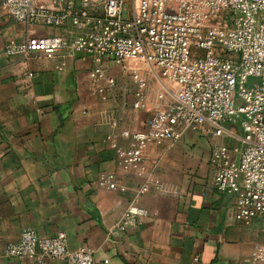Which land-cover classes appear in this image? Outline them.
<instances>
[{"label":"crops","instance_id":"0c3cea01","mask_svg":"<svg viewBox=\"0 0 264 264\" xmlns=\"http://www.w3.org/2000/svg\"><path fill=\"white\" fill-rule=\"evenodd\" d=\"M62 32L14 21L0 0V264H40L4 254L27 227L65 233L68 248L93 250V264H258L250 253L264 243V224L236 222V196L213 186L210 152L228 138L188 129L177 141L148 145L137 175L118 164V149L129 148L155 104L134 112L113 92L102 101L93 58L83 53L4 51L9 40ZM101 173L113 175L115 190L100 184ZM132 206L149 215L119 226Z\"/></svg>","mask_w":264,"mask_h":264},{"label":"built area","instance_id":"2783aa9c","mask_svg":"<svg viewBox=\"0 0 264 264\" xmlns=\"http://www.w3.org/2000/svg\"><path fill=\"white\" fill-rule=\"evenodd\" d=\"M16 22L63 29L62 34L9 40L11 56L42 54L56 57L63 50L93 58L94 91L106 101L115 86L110 61H143L159 78L173 84L169 97L155 103L145 128L130 133L129 148L118 149V164L141 175L148 145L177 141L183 133L209 129L229 143L210 152L213 186L235 195L234 219L248 226L264 224V0H1ZM131 109L148 104L146 81L135 78ZM152 181L147 178L145 182ZM100 184L117 188L113 175L101 173ZM145 189V187H142ZM154 215L156 212L153 213ZM148 210L127 208L119 226H134ZM10 258L62 260L93 264L89 247L70 249L63 232L40 236L24 228L4 247ZM251 261L264 264V243L255 244ZM107 263V260H103Z\"/></svg>","mask_w":264,"mask_h":264},{"label":"rangeland","instance_id":"374dc122","mask_svg":"<svg viewBox=\"0 0 264 264\" xmlns=\"http://www.w3.org/2000/svg\"><path fill=\"white\" fill-rule=\"evenodd\" d=\"M108 74L114 80L113 94L126 102H131V91L134 88L137 75L142 76L146 81L145 92L148 104L159 103L169 97L173 90V84L161 79L155 73L152 66L146 62L135 60L127 64L114 61L107 63Z\"/></svg>","mask_w":264,"mask_h":264}]
</instances>
